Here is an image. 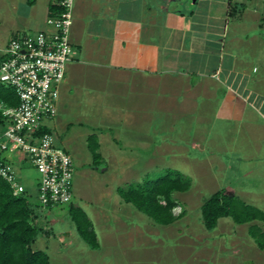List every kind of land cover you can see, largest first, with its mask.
Instances as JSON below:
<instances>
[{"label":"crops","instance_id":"0c3cea01","mask_svg":"<svg viewBox=\"0 0 264 264\" xmlns=\"http://www.w3.org/2000/svg\"><path fill=\"white\" fill-rule=\"evenodd\" d=\"M58 1L2 0L0 46L15 33L50 30ZM244 10L240 0H74L57 111L86 98L96 107L92 120L119 132L118 144L105 141L116 153L128 152L126 145L150 156L157 139L173 159L181 156L180 168L195 153L209 154L219 172L228 165L224 155L249 160L264 148V32L255 21L252 32L228 37Z\"/></svg>","mask_w":264,"mask_h":264},{"label":"rangeland","instance_id":"374dc122","mask_svg":"<svg viewBox=\"0 0 264 264\" xmlns=\"http://www.w3.org/2000/svg\"><path fill=\"white\" fill-rule=\"evenodd\" d=\"M240 1L247 7L243 18L238 20L243 24L231 25L230 29L235 31L228 37L238 32L242 34L244 30H247L246 34L252 32L255 21L262 22L261 31L264 32V3L260 0ZM191 2L187 0V4ZM232 4L240 5L238 2ZM254 6L257 12H262L258 17ZM2 13L0 3V21H3ZM235 18L230 21H237ZM3 40L5 37L0 36V44ZM250 41L254 44L251 36L247 43ZM85 100L78 96L71 99V106H59L49 126L57 144L66 148L73 158L71 203L87 213L94 225L99 247L90 249L76 233L69 219L68 204L49 208L37 220L47 233L43 232L33 247L44 249L50 257V264H264V249L259 250L247 233L251 223L261 225L263 229L264 223L254 220L237 224L230 217H222L214 228L206 229L200 212L203 201L219 188L264 211V148L251 155L249 160L241 156V160L235 161L240 155H224V159L229 158L228 165L220 172L214 170L217 162L214 166L208 165L209 154L205 153H195L193 158L197 160L185 162L180 168L181 156L173 159L163 147H157L163 146L157 144V139L155 153L150 156L135 153V147L126 145L119 146L128 152L116 153L118 148L110 147L105 141L118 144L115 140H120L119 132L116 128L106 130L108 124L104 122H94L93 109L96 107L86 106ZM102 124L106 133L99 136L98 126ZM92 133L98 136V151L103 156L98 166L92 164L87 146V136ZM14 168L19 181L36 202L38 172L27 161L20 168L15 164ZM166 168L179 169L191 177V185L186 191L173 193L178 203L173 212L182 211L183 215L173 223L161 225L125 203L115 189L126 183L140 182L147 176L157 177Z\"/></svg>","mask_w":264,"mask_h":264},{"label":"built area","instance_id":"2783aa9c","mask_svg":"<svg viewBox=\"0 0 264 264\" xmlns=\"http://www.w3.org/2000/svg\"><path fill=\"white\" fill-rule=\"evenodd\" d=\"M74 0H60L62 9L49 16L50 30L15 33L0 46V85L15 92L18 103L0 102V176L13 194L26 188L15 164L24 161L39 174L36 199L41 208L69 204L73 197V158L51 132H41L57 114L58 85L71 58L70 30Z\"/></svg>","mask_w":264,"mask_h":264},{"label":"trees","instance_id":"16d2710c","mask_svg":"<svg viewBox=\"0 0 264 264\" xmlns=\"http://www.w3.org/2000/svg\"><path fill=\"white\" fill-rule=\"evenodd\" d=\"M59 1L50 6V16L62 9ZM0 102L8 106L18 103L11 87L0 85ZM3 119L0 108V124ZM49 131L45 127L41 129V132ZM86 140L92 164L98 166L102 157L98 152L97 138L90 134ZM190 185V177L179 170L167 168L157 177L147 176L140 182L117 186L115 190L125 203L131 204L153 222L168 225L183 215L182 211L178 214L173 212L178 206L173 193L186 191ZM68 207L69 219L76 233L90 249H97L99 242L96 231L87 213L72 203ZM47 209L49 208H41L38 201L33 202L27 189L14 195L9 182L0 176V264H50L48 253L44 249L33 247L39 236L43 232L47 233L37 222ZM200 212L206 229L214 228L222 217H230L237 224L264 220L263 210L235 195L226 194L224 189L212 192L201 204ZM248 234L258 248H264V230L258 224L251 223Z\"/></svg>","mask_w":264,"mask_h":264}]
</instances>
